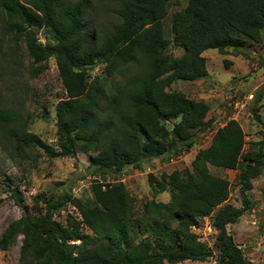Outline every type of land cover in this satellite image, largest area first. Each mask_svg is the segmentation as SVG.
<instances>
[{"label": "trees", "instance_id": "trees-1", "mask_svg": "<svg viewBox=\"0 0 264 264\" xmlns=\"http://www.w3.org/2000/svg\"><path fill=\"white\" fill-rule=\"evenodd\" d=\"M95 4L112 8L111 27L97 24ZM170 5L171 0H0L4 31L23 45L31 77L53 59L65 94L54 108V147L2 109L1 98L0 137L18 156L25 148L51 159L89 154L86 170L95 178L89 197L69 191L37 195L32 207L12 190L22 215L0 235V253L21 238L17 264L202 263L213 251L218 264H248L228 226L251 208L252 182L264 168L260 107L252 117L262 127L261 138L246 142L237 121L217 127L216 119H207L205 102L171 86L207 77L204 52L248 59L246 42L264 43V0H187L168 18L167 38L163 21ZM171 48L181 54L173 56ZM96 69L100 73L92 76ZM199 133H211V140L196 152L190 169L147 177L153 196L169 193L167 203L150 200L137 210L122 183L107 182L128 168L141 170L152 160L190 152ZM211 167L237 172L240 208L228 203L230 183ZM67 206L80 218L69 216L61 224L55 216ZM204 219L215 235L212 249L193 231Z\"/></svg>", "mask_w": 264, "mask_h": 264}, {"label": "rangeland", "instance_id": "rangeland-1", "mask_svg": "<svg viewBox=\"0 0 264 264\" xmlns=\"http://www.w3.org/2000/svg\"><path fill=\"white\" fill-rule=\"evenodd\" d=\"M187 0H171L168 17L163 21V30L168 38L170 15L183 8ZM98 15L97 24L104 28L111 27L112 8L94 5ZM44 43L42 36L38 37ZM248 59L232 54L220 56L216 51L203 53L206 59L207 77L196 82L177 81L171 86L172 91H180L193 100L203 101L209 107L207 119L217 120V127L227 121L235 120L245 134L246 142L261 138L262 127L253 119L252 109L260 107L259 114L264 122V43L262 46L246 42ZM173 56L181 51L169 49ZM224 62H227L226 66ZM100 73L99 69L91 75ZM250 96H252L250 98ZM0 98L1 108L14 112L27 122L29 132L39 136L45 143L56 145L54 108L65 94L58 77L53 59L47 63V70L35 78L31 77L30 60L21 43H15L4 31L0 16ZM46 114L47 119L43 118ZM211 133H199L195 145L188 153L177 157H162L144 163L141 170L126 169L120 175H109L107 182L122 183L135 200L136 209L150 200L167 203L168 192L153 196L147 177L160 178L173 171L190 169L191 162L198 150L209 146ZM12 155V157L10 156ZM89 154L77 152L74 157L48 158L41 150L25 148L18 156L13 147L0 137V235L12 221L22 215V210L15 204L12 190L17 189L23 204L32 207L34 197L58 196L68 192L75 198L89 197V188L94 177L87 174ZM210 172L226 179L231 186L228 203L241 207L239 187L236 184L237 172L211 167ZM249 192L251 208L235 224L228 226L235 243L243 252L248 264H261L264 261V168L254 180ZM69 216L79 219L78 212L67 206L55 219L66 224ZM201 243L212 249L214 232L209 219H204L198 228L193 229ZM21 238L6 252L0 253V264H17ZM180 264H218L217 254L206 262L186 261Z\"/></svg>", "mask_w": 264, "mask_h": 264}, {"label": "crops", "instance_id": "crops-1", "mask_svg": "<svg viewBox=\"0 0 264 264\" xmlns=\"http://www.w3.org/2000/svg\"><path fill=\"white\" fill-rule=\"evenodd\" d=\"M242 217H244V215H243V216H241V217H240V219H241ZM240 219H239L238 221H240Z\"/></svg>", "mask_w": 264, "mask_h": 264}, {"label": "built area", "instance_id": "built-area-1", "mask_svg": "<svg viewBox=\"0 0 264 264\" xmlns=\"http://www.w3.org/2000/svg\"><path fill=\"white\" fill-rule=\"evenodd\" d=\"M252 96H250V98H251ZM193 229H195V228H193Z\"/></svg>", "mask_w": 264, "mask_h": 264}]
</instances>
